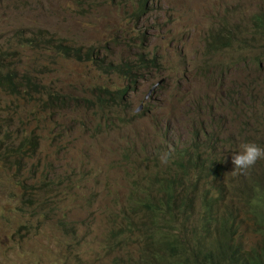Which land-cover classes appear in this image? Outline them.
I'll return each instance as SVG.
<instances>
[{"label": "rangeland", "instance_id": "obj_1", "mask_svg": "<svg viewBox=\"0 0 264 264\" xmlns=\"http://www.w3.org/2000/svg\"><path fill=\"white\" fill-rule=\"evenodd\" d=\"M140 2L0 0V47L16 32L30 36L45 31L48 38L70 46L100 49V55L116 63L149 55L159 64L130 93L125 119L118 108L106 115L100 131L101 120H93V112L84 107L50 109L38 95L29 101L0 92V108L13 121L10 138L28 135L39 140L28 165L36 176L33 181L26 182L21 171L0 162V264H113L118 249L105 237L120 225L121 231L126 229L120 219L131 217L127 212L134 214L130 223L146 228L154 224L165 232L169 226L181 227L154 222L142 205L159 196L149 185V173L171 172L160 154L177 142L190 141L193 121L207 127L206 136L212 137L211 148H203L202 163H221L230 172L219 181L226 195L241 176L231 169L239 147L230 150L223 139L242 143L247 135L252 142L264 140V64L259 69L249 61L252 54L264 52L253 49L245 58L228 53L209 60L204 43L210 27L223 19L248 27L264 10V0H150L147 14L138 22L132 15L138 13ZM18 51L21 70L34 68L33 74L47 88L69 99L90 98L97 85L110 90L128 86L118 76L103 78L89 62L64 59L51 50ZM205 137L202 143L208 142ZM177 171L173 167L172 174ZM128 177L135 180L129 182ZM191 178L196 179L194 171ZM212 183L202 181L198 187ZM197 202H190L194 211L189 215L172 209V219H191L186 228L199 219H218L215 211L208 214ZM253 210L264 215L262 202ZM225 211L224 205L220 214ZM234 218L239 235L245 237V251L262 244L248 209L237 206ZM218 235L199 238L212 247ZM133 250L123 249L120 256Z\"/></svg>", "mask_w": 264, "mask_h": 264}, {"label": "trees", "instance_id": "obj_2", "mask_svg": "<svg viewBox=\"0 0 264 264\" xmlns=\"http://www.w3.org/2000/svg\"><path fill=\"white\" fill-rule=\"evenodd\" d=\"M150 0H141L138 13L132 15V20L140 21L147 14V6ZM257 18H252L248 27L243 29L240 25L229 35L227 41L234 45H245L249 42L264 44V10L257 12ZM47 32L39 31L30 36L22 35L16 32L11 39L6 40L0 47V92L13 96H21L26 100H33L35 95L42 99L41 104L47 108H63L65 106H75L77 109L84 107L87 112H93V120L100 121L106 118V115L115 113L117 108L128 109L129 97L132 91H135L138 85L147 80L148 74H154V70L159 68V64L150 59L149 55H138L134 61L124 59L118 63L112 58L106 59L100 55L101 50L96 48L83 49L70 46L64 41L48 38ZM140 41L145 40V34H141ZM222 38L219 36L213 42L206 46L208 55H216L213 52L221 50ZM18 50H51L57 56L64 59L74 60L77 62H89L97 67L99 73L104 78H115L116 76L124 79L128 84L122 89L110 90L103 88L102 85L95 86V89L87 99H69L60 96L61 92L52 88H47L37 76L33 74L34 68L28 67L25 71L20 69ZM43 96H47L43 100ZM19 119L22 117L19 116ZM12 119L6 117V109L0 108V162L10 165L12 169L21 171L22 176H26V182L33 181L36 176L31 174L28 168L29 162L36 155L39 148V140L36 136L24 135L21 138H10V128ZM130 122V121H129ZM206 136V132L204 131ZM211 139V137H208ZM252 142L245 136L242 143ZM260 146H264V140L257 138L255 141ZM241 142L231 140L229 149L239 147ZM209 146V145H208ZM211 147V146H210ZM201 136L199 133L194 134L193 140L188 146L179 144L173 147L174 151L168 162L171 172L163 173L161 171H152L149 173L150 186L158 193L157 199L149 204L144 203L142 206L150 210L153 221L166 223H180L181 227L169 226L163 232L156 225L150 228H143L144 235L140 233L133 235L135 228L128 222L131 217L120 219L125 230H112L105 237L107 244L115 245L118 249V255L114 258L113 264H264V215L256 213L258 203L262 202L264 207V160H260L257 166L262 170L261 175L253 172L251 182L252 189L256 193L249 198L245 206L253 216L256 231L262 238V244L244 250L241 242L245 239L244 235H239V227L234 218V210L227 203V195L219 182L221 177H227L230 172L227 167L221 163L213 162V167L209 170L208 175L198 176L196 179L187 176L191 171L197 169L199 163L204 160V153L201 151ZM20 152V153H19ZM230 152V151H229ZM27 154V155H26ZM132 155H129V158ZM215 165V166H214ZM173 167L178 171L172 174ZM231 169H234L231 165ZM229 170V168H228ZM129 182L135 178H126ZM212 180V187L206 190H199L197 184L201 181ZM43 186L50 187L47 182L41 181ZM185 184L186 186H182ZM198 201L199 207L204 212L214 214L218 219H199L197 223L186 228L191 219H172V209L179 210L181 206L186 209L185 212L191 214L194 209H190V202ZM225 205V214L220 212ZM133 231V232H132ZM218 232V237L213 241V246L206 244V239L200 240L199 235L209 236ZM241 234V233H240ZM144 236V243L135 249L136 254L127 253L120 256V252L125 248L137 245L140 237ZM177 239L181 244L175 250H171L170 256L167 255L165 247L166 241L171 238Z\"/></svg>", "mask_w": 264, "mask_h": 264}, {"label": "clouds", "instance_id": "obj_3", "mask_svg": "<svg viewBox=\"0 0 264 264\" xmlns=\"http://www.w3.org/2000/svg\"><path fill=\"white\" fill-rule=\"evenodd\" d=\"M254 18H257V16H254ZM238 26L239 25H237V24H232V22L230 25L224 19L222 21H219V22L213 24L210 27L207 34L205 35L204 43L208 47L209 44L211 42H213L214 39H217V37L220 36L222 38V45H221L222 49L218 50L216 52H213L216 55L210 56V55H208V53H206L205 57L209 60H212V59H214L216 57H220L224 54L234 53V55L237 58H245L246 56L252 54L251 51L253 49H259L262 52H264V44L249 42L248 44H245V45H234V44H231V42H228L227 39H228L229 35L231 33H233L238 28ZM249 61H251V63H253L255 66H257L259 69H261V65L264 64V53H262L261 55H259V54L253 55L252 54ZM124 88H125V86H124ZM219 102H221V101L219 100ZM119 109L121 110L122 114L124 115L123 119H125V115L127 114V109H125V108H119ZM115 112H116V110H115ZM105 119H102L101 122L98 123L97 129L99 131L101 130L102 122L105 121ZM210 122L212 123L213 119H211ZM192 125L194 128V131H192V133H191L192 137H191L190 141H188L186 143L177 142L174 144V146L177 144H179L181 146L190 145L192 140H193L194 134H197V133H199L200 136L202 134V136L205 137L204 131L207 129V127L203 126V124L199 121H193ZM215 125L216 124L214 123V126ZM209 127H211V126H209ZM202 136H201V145H202L201 151L204 153V160L202 161V162H204L206 160V157H205L206 153H205V151H203V148H206V149L211 148L209 141L212 140V137H211V139H209L208 137H210V136H206L205 138L208 139L207 140L208 142L202 143V141H203ZM223 142L225 143L226 147H229V144L231 141L229 139L225 138V139H223ZM173 151H174V149L169 147V149L167 151H164L160 154L159 158H160V161L162 164H167L169 162V159H170ZM130 155H133V154H130ZM260 160H264V147H261L260 145H258L255 142L241 143L239 145V151L236 153H233L232 158H231V163L233 164L234 169L232 172L240 171L239 175L241 176L239 179L232 182L231 186H229V189H228L227 203L233 208V210H236L237 206H239V208H241L242 210L247 209L245 206L246 201L249 198L253 197L256 193H258V192L255 193V191L252 189L251 182L253 179V172H258L261 175L260 171L255 170V168H254V166ZM202 162L198 164L197 169L193 170L196 173V177H198V176L202 177V176L208 175L209 170L213 167V166H209L208 164H205ZM191 172L187 176H191ZM247 175H249V178H246ZM201 182H199L197 184V188L199 190H206V189H209L212 187V186H209L208 188H200V187H198V185ZM259 196L264 197L262 194H260ZM197 203L199 204V202H197ZM189 207H190V209L193 208L191 206H189ZM185 209L186 208L184 206H181L179 208V211H182V214H184V215H188V213L185 212L186 211ZM127 213L130 214L131 218L133 219L134 214L129 213V212H127ZM128 224H130V222H128ZM131 224L136 229L135 232L133 233L134 236L138 235L139 233L141 235H144V233H143L144 232L143 231L144 226H140L137 223H131ZM174 237L175 236H173V238H171L170 241H166L165 245L163 246V247L167 248L165 253L169 256H170L171 250L173 251L177 247L181 246V244ZM143 243H144V236L140 237V239H139V241L135 247L133 245H130L129 247H127L125 249L126 250L134 249L131 252V254H136L134 252L135 249L139 248L141 246V244H143Z\"/></svg>", "mask_w": 264, "mask_h": 264}, {"label": "bare ground", "instance_id": "obj_4", "mask_svg": "<svg viewBox=\"0 0 264 264\" xmlns=\"http://www.w3.org/2000/svg\"><path fill=\"white\" fill-rule=\"evenodd\" d=\"M20 153V152H19ZM27 155V154H26Z\"/></svg>", "mask_w": 264, "mask_h": 264}]
</instances>
